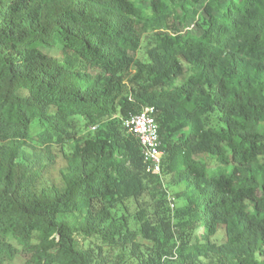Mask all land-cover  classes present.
Returning a JSON list of instances; mask_svg holds the SVG:
<instances>
[{"label":"trees","instance_id":"16d2710c","mask_svg":"<svg viewBox=\"0 0 264 264\" xmlns=\"http://www.w3.org/2000/svg\"><path fill=\"white\" fill-rule=\"evenodd\" d=\"M140 3L0 0V264H264V0Z\"/></svg>","mask_w":264,"mask_h":264},{"label":"built area","instance_id":"2783aa9c","mask_svg":"<svg viewBox=\"0 0 264 264\" xmlns=\"http://www.w3.org/2000/svg\"><path fill=\"white\" fill-rule=\"evenodd\" d=\"M155 109L147 107L139 115H133L123 121L124 128L140 143L144 162L149 171L161 174L163 153L160 149L159 126L155 118ZM96 128H92L95 130Z\"/></svg>","mask_w":264,"mask_h":264},{"label":"rangeland","instance_id":"374dc122","mask_svg":"<svg viewBox=\"0 0 264 264\" xmlns=\"http://www.w3.org/2000/svg\"><path fill=\"white\" fill-rule=\"evenodd\" d=\"M205 3V0H199V4L197 6V10H201L203 8V5ZM142 8L144 10L149 9V0H142V3H140ZM139 59H143V56H139ZM71 152V146L66 145L63 151L59 147L53 148V153L55 154V159L52 167V172L48 177L53 178L55 181H60V172L62 169L66 167V161L64 158L65 153Z\"/></svg>","mask_w":264,"mask_h":264}]
</instances>
